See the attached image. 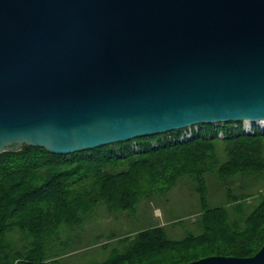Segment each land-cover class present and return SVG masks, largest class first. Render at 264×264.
<instances>
[{
    "label": "water",
    "instance_id": "1",
    "mask_svg": "<svg viewBox=\"0 0 264 264\" xmlns=\"http://www.w3.org/2000/svg\"><path fill=\"white\" fill-rule=\"evenodd\" d=\"M262 121L264 0H0V155Z\"/></svg>",
    "mask_w": 264,
    "mask_h": 264
},
{
    "label": "trees",
    "instance_id": "2",
    "mask_svg": "<svg viewBox=\"0 0 264 264\" xmlns=\"http://www.w3.org/2000/svg\"><path fill=\"white\" fill-rule=\"evenodd\" d=\"M237 125L222 127L225 139L206 125L212 137L202 134L159 148L152 146L161 139L156 136L69 156L31 146L1 154L0 264H63L81 250H72L71 243H84L95 215H138L146 202L167 198L184 179L193 182L203 205L194 226L179 220L120 238L112 234L115 246L102 244L109 257L82 264H187L209 256H254L264 246V192L249 190L264 183V133L247 135L243 124ZM134 142L142 152L132 149ZM212 178L224 189L227 205L208 206ZM175 228L182 234L172 235Z\"/></svg>",
    "mask_w": 264,
    "mask_h": 264
},
{
    "label": "rangeland",
    "instance_id": "3",
    "mask_svg": "<svg viewBox=\"0 0 264 264\" xmlns=\"http://www.w3.org/2000/svg\"><path fill=\"white\" fill-rule=\"evenodd\" d=\"M235 123H228V126ZM209 182V207L224 206L228 204V198L224 189L216 182L217 179L212 178ZM241 182V180L239 181ZM249 193L257 194L260 191L264 192V183L252 185ZM253 198L249 199L253 202ZM203 211V205L198 194L194 190L193 182L190 179H184L180 184L169 194L167 198H157L153 201H148L144 205V211L138 215H127L121 217H108L106 215L97 214L92 219L94 224L87 226L85 233V241L82 245L74 241L71 243V255L65 257L63 264H82L90 261H102L109 257L108 247L103 248L102 244L109 243L114 247L117 241L111 240L110 236L123 237L133 232L141 231L144 228L155 225L167 226L171 221L183 220L190 226H194V222L199 218V213ZM182 228V226H179ZM172 235H181L182 232L178 229H170ZM81 230L79 229V232ZM101 239L99 243L91 246L93 241ZM99 241V240H98Z\"/></svg>",
    "mask_w": 264,
    "mask_h": 264
},
{
    "label": "built area",
    "instance_id": "4",
    "mask_svg": "<svg viewBox=\"0 0 264 264\" xmlns=\"http://www.w3.org/2000/svg\"><path fill=\"white\" fill-rule=\"evenodd\" d=\"M242 124H243L242 130L247 135H254L257 131H261L264 133V121L257 122L255 124H252L251 122H244ZM212 125L215 127V130L219 129L218 136L220 139L227 138V135L225 134V132L221 130L222 127L225 125L224 123H215ZM205 126L206 125L191 126L183 130H180V133L175 131L176 133H173L167 137H163L164 135L157 136V137H160L161 139H156L155 141H153L152 146L154 148H159L162 144H165L167 142L187 143V142L194 140L196 137L201 136L202 134L209 135L210 137H212V133L210 134L205 133ZM235 127H238V125L235 124ZM132 149L136 153L142 152V149L137 142H134V144L132 145Z\"/></svg>",
    "mask_w": 264,
    "mask_h": 264
}]
</instances>
